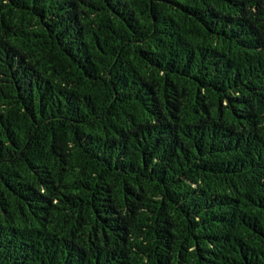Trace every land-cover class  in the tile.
I'll list each match as a JSON object with an SVG mask.
<instances>
[{
  "label": "trees",
  "instance_id": "obj_1",
  "mask_svg": "<svg viewBox=\"0 0 264 264\" xmlns=\"http://www.w3.org/2000/svg\"><path fill=\"white\" fill-rule=\"evenodd\" d=\"M0 264H264V0H0Z\"/></svg>",
  "mask_w": 264,
  "mask_h": 264
}]
</instances>
